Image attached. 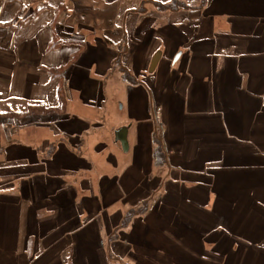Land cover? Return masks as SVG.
Wrapping results in <instances>:
<instances>
[{
  "label": "crops",
  "instance_id": "0c3cea01",
  "mask_svg": "<svg viewBox=\"0 0 264 264\" xmlns=\"http://www.w3.org/2000/svg\"><path fill=\"white\" fill-rule=\"evenodd\" d=\"M153 1L155 20L152 0H0V264H264V0ZM159 29L128 122L70 113L84 84L102 101L113 69L140 74L131 58ZM102 41L107 74L84 58ZM106 137L125 154L94 175L85 144Z\"/></svg>",
  "mask_w": 264,
  "mask_h": 264
},
{
  "label": "rangeland",
  "instance_id": "374dc122",
  "mask_svg": "<svg viewBox=\"0 0 264 264\" xmlns=\"http://www.w3.org/2000/svg\"><path fill=\"white\" fill-rule=\"evenodd\" d=\"M164 2V1H163ZM152 3H154L152 6L149 7V5L147 6L149 8L150 11V15L148 16L151 20H155L156 17H158V9L157 6L159 3H157V1H153ZM170 4H168L167 6H169ZM177 5V4H176ZM175 5V6H176ZM174 5L172 7H175ZM161 7H164L161 5ZM141 9H145V6H143ZM155 15V16H154ZM154 23L157 24V22L155 21ZM103 24L109 25L110 23L108 21L103 22ZM136 25L135 21H131V25ZM154 28L157 29V27L155 26ZM160 30V29H159ZM156 33H151L150 36L146 35L147 32L144 34V36H142V39H145L144 42L141 43L140 47L138 48V51H136V54L133 58H131V60H138L139 59H144L145 61L142 64V68H141V72L140 74H138L137 76H135L134 74H132V71H130V69L128 71H126L124 68L121 70L120 66L115 69L112 70V77H113V81L110 82L109 86L107 87V98L104 100H100L102 97H98L93 95V93H91L90 91H92L90 89L91 87V83L88 84H84L83 88L85 90V92H87L86 94V101L84 102H79L77 104V108L76 105L73 104V102L71 103V99H69V103L70 105V113H72V110L78 111L81 116L82 115H86L87 117H97L99 115H101V122L102 123H106L104 124L107 125L110 123V126L112 127L113 124L115 125H120L123 122H128L129 117H128V109L130 107V103H131V97L135 96V94L132 95L131 92H136L137 87H139V84H137V82H139L140 80H144L145 82L148 81L147 78L149 79L150 73L151 72H157L158 69L156 68L154 71H151V66H152V61L153 58L160 53V51H164L165 46H164V32L163 29L160 30V32L155 31ZM92 35H90L89 40H86L85 44L88 45L89 43H91L90 41H95L96 35L91 33ZM146 35V36H145ZM119 40H121V37L118 38ZM141 39V40H142ZM101 45V49L98 51H91V52H87V54L85 55V59H88V63L93 62V61H98L101 60L100 63V68L99 71L101 73H109V69L112 66V56L108 53V49L107 44L105 43V41H102L100 43ZM84 50V49H82ZM87 50V49H86ZM85 50V51H86ZM165 52V51H164ZM181 50H179L178 52L174 53L173 55V61L177 58V56L179 57ZM108 55V56H106ZM107 57V58H106ZM124 66H127V60L124 59L122 60ZM167 63V61L163 60V64ZM164 66V65H162ZM159 68V67H158ZM167 68V65L164 67V70ZM106 73V74H107ZM105 74V75H106ZM80 70H76V73L71 75V83L73 88L77 87V84L80 83ZM106 80V77L102 76V80ZM133 88L131 91L130 88ZM135 90V91H134ZM100 96V95H98ZM102 96V95H101ZM97 109H94V108ZM77 109V110H76ZM152 109V108H151ZM77 113V112H76ZM149 117V116H148ZM40 120V119H38ZM149 119H147L148 121ZM24 124V123H23ZM96 125V122L93 121V126ZM39 128V127H38ZM43 131L39 132V136H42ZM51 133H48V137H51ZM23 136V135H22ZM26 136V135H24ZM29 137V135L27 136ZM22 138V137H21ZM47 142L45 140H43L42 144H46ZM66 143V142H65ZM101 143L103 144H95L97 145V147L101 146V152L98 153L95 150V147H93V144H85V149L89 152V157H91L92 162H94V166H92L93 168H87L89 170H92L96 173H93L94 175H107V173H109V170L111 169V167L106 164V160L109 156L110 153H114L116 154H125L122 152L121 148H120V144H119V148L115 147V145L113 144V141L109 138L106 137V141L104 139H102ZM53 144V143H51ZM61 144V143H60ZM58 145V146H57ZM63 145V144H61ZM90 145V146H89ZM54 148L57 147V149L59 148V144H53ZM75 146H77L78 150L80 151L83 144H75ZM84 148V147H83ZM55 149H53L54 151ZM83 150V149H82ZM124 151V150H123ZM44 156H50V158H52V154H51V150H49V148L46 150H44ZM159 151H157L158 153ZM54 153V152H53ZM160 153V152H159ZM160 157L159 163H163V157L162 155H158ZM156 162V161H155ZM158 163V162H157ZM87 166H89V164H86ZM73 166V165H71ZM111 171V170H110ZM93 174H91L90 176H93ZM144 207L139 204L137 206L138 212L141 211ZM136 209V210H137ZM133 242V241H132ZM134 246H133V256L134 258H141V254H143V251L148 252V249H146V246L144 244V240L141 239L139 236L134 238ZM144 247V248H143ZM127 246L126 247H121V245H119V249L121 252H129V250H127ZM108 249V247H107ZM143 263V262H142ZM141 264V261H140Z\"/></svg>",
  "mask_w": 264,
  "mask_h": 264
},
{
  "label": "water",
  "instance_id": "95a60500",
  "mask_svg": "<svg viewBox=\"0 0 264 264\" xmlns=\"http://www.w3.org/2000/svg\"><path fill=\"white\" fill-rule=\"evenodd\" d=\"M161 56V53H158L154 58H153V61H152V66H151V71H154L156 66H157V63L159 61V58ZM178 57V56H177ZM177 59V58H176ZM127 127H122V128H119V130L116 131V140L117 141H120L124 150H128V140H127Z\"/></svg>",
  "mask_w": 264,
  "mask_h": 264
},
{
  "label": "trees",
  "instance_id": "16d2710c",
  "mask_svg": "<svg viewBox=\"0 0 264 264\" xmlns=\"http://www.w3.org/2000/svg\"><path fill=\"white\" fill-rule=\"evenodd\" d=\"M64 98V97H63ZM31 108V110H39L40 111V113H41V111H44L45 109H44V106H32V107H30ZM2 149L0 150V153H2ZM159 152L162 154L163 152L161 151V150H159ZM160 154V155H161Z\"/></svg>",
  "mask_w": 264,
  "mask_h": 264
}]
</instances>
